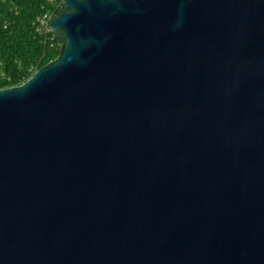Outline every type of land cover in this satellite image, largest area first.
Returning a JSON list of instances; mask_svg holds the SVG:
<instances>
[{"label":"water","instance_id":"water-1","mask_svg":"<svg viewBox=\"0 0 264 264\" xmlns=\"http://www.w3.org/2000/svg\"><path fill=\"white\" fill-rule=\"evenodd\" d=\"M50 28L0 90V264H264V0H65Z\"/></svg>","mask_w":264,"mask_h":264},{"label":"trees","instance_id":"trees-1","mask_svg":"<svg viewBox=\"0 0 264 264\" xmlns=\"http://www.w3.org/2000/svg\"><path fill=\"white\" fill-rule=\"evenodd\" d=\"M64 0H0V90L22 85L57 59L59 43L39 31V19L55 17ZM60 5V6H59Z\"/></svg>","mask_w":264,"mask_h":264},{"label":"built area","instance_id":"built-area-1","mask_svg":"<svg viewBox=\"0 0 264 264\" xmlns=\"http://www.w3.org/2000/svg\"><path fill=\"white\" fill-rule=\"evenodd\" d=\"M54 18H55V16L53 14L49 13V14L45 15L42 19H39L38 20V22L40 23L39 31L45 35L52 33L51 28H50V24Z\"/></svg>","mask_w":264,"mask_h":264}]
</instances>
